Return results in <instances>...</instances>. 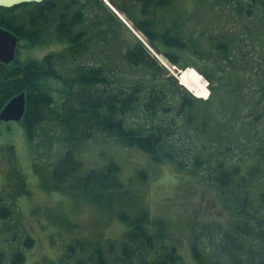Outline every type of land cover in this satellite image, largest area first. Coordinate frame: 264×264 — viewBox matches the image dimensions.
<instances>
[{"label":"rangeland","instance_id":"rangeland-1","mask_svg":"<svg viewBox=\"0 0 264 264\" xmlns=\"http://www.w3.org/2000/svg\"><path fill=\"white\" fill-rule=\"evenodd\" d=\"M56 1L59 3L53 13L56 19L63 12L68 13L67 18L70 14L79 16L75 28L85 33L79 53L71 55L69 42L56 35V27H50L42 44L17 48L18 60L23 63L42 60L51 53H64L65 59L59 65L64 74L82 65L114 70L124 77L123 85L129 83V78L142 80L146 88L144 99L149 97L152 86H160L165 91L161 108L169 107V111L159 110L154 118L140 110L134 120L144 124L156 119L159 124L171 125L169 122L175 118L171 141L180 159L187 163L188 158L206 157L224 162L228 169L239 167L241 175L249 177L246 185L240 186L251 191L253 213L256 208L262 212L259 195L264 192V0L255 3L250 0H157L146 9L140 0H114L115 4L102 0L100 6L96 0H77L76 12L70 11L72 8L64 9L68 0ZM138 24L151 29L153 46L135 28ZM167 32L180 37L184 46L166 45ZM138 41L147 49V59L158 61L156 81L151 78L153 70L136 69L128 62L127 50ZM220 42L229 44L231 52H235L229 60L217 51ZM170 57L176 58L178 69L186 67L181 76L187 69L196 70L206 83L208 80L200 68L222 77L215 81V86L216 93L223 94L224 90L227 98L223 112L218 111L226 125L218 137L214 135L216 139L206 135L201 127L204 105L194 104L191 113L186 109L181 116L178 114L180 100L167 84L175 74ZM44 84L51 89L54 106L59 107L63 84L54 79H47ZM181 84L194 96L206 98L208 95L206 85V90L196 91L182 81ZM214 131L213 125L207 127L210 135ZM64 136L59 127L46 122L39 129L36 141H31L22 122H0V207L10 213L5 218L0 214V252L5 255L0 264H13L18 251L24 255L22 264H72L85 256L80 251L69 255L68 247L76 241L90 249L109 239H122L127 227L114 212L81 193L43 187V182L50 184L51 166L69 148ZM35 157L40 174L34 169ZM76 157L82 162L83 171L100 170L110 162L117 164L127 191L123 195L126 204L133 210H147L153 218L164 221L166 243L176 246L185 264H196L193 240L204 258L205 252L212 255L215 243L205 240V226L217 225L228 232L239 219L238 203L220 193L217 185L206 182L208 171L204 168L202 173L190 168L178 171L169 163H155L148 154L125 148L103 135L78 146ZM233 188L239 189L238 185ZM215 234L219 239V234ZM27 238L34 240L30 249L25 245Z\"/></svg>","mask_w":264,"mask_h":264},{"label":"trees","instance_id":"trees-1","mask_svg":"<svg viewBox=\"0 0 264 264\" xmlns=\"http://www.w3.org/2000/svg\"><path fill=\"white\" fill-rule=\"evenodd\" d=\"M68 1L66 10L78 4L77 0ZM110 1L114 4L113 0ZM140 1L144 3L145 9L157 2ZM250 1L255 3L258 0ZM96 2L97 6L102 4V0ZM29 6L23 4L9 9L0 8V28L12 32L18 38V46L27 49L42 44L44 34L50 28L26 27L28 23L26 11ZM120 10L125 12L122 8ZM76 17L79 20V16ZM71 22L77 24L78 21L72 19ZM135 28L146 35L150 44L153 43L154 35L149 27L138 24ZM55 33L59 38L69 42L68 50H71V55L79 53L83 45L84 31L78 32L75 27H56ZM164 43L170 46H184L180 37H174L168 32L164 35ZM216 47L218 52L228 57L226 60L235 53L231 52V46L227 43L220 42ZM156 51L159 53V50ZM147 55V49L140 41L126 53L132 67L153 70L151 78L156 81L158 61L147 59ZM170 58L174 65L179 64L176 58ZM63 59L64 53H51L42 60L22 63L16 58L8 65L0 63V111L15 96L25 93L26 111L21 122L27 130L29 139L36 141L41 126L50 122L65 133L64 141L69 145L51 166L50 184L43 182V187L60 192L81 193L99 206L114 212L127 227L120 241L109 239L92 247L93 249H89L81 241L70 245L69 255L77 251L85 253L84 257L76 259L72 264H185L176 246L166 243L164 221L153 218L147 210H133L126 204L123 195H127V191L117 164L110 162L103 169L83 171V164L76 157L77 147L98 135L113 138L125 148H135L144 152L155 163H169L178 171L190 168L202 173L204 168L208 171L205 172L206 182L217 185L220 193L238 203L236 212L239 219L232 231H223L217 225L205 226V240L215 243L212 255L205 252L204 258L196 241L193 240L192 252L196 264H264V192L259 195V207L262 212L256 208L253 213V203L249 199L251 191L248 187L240 186L244 185L249 177L241 175L239 167L228 169L224 162L211 161L206 157L188 158L187 163L180 159L176 145L171 141L173 132L171 128L175 118L173 122H169L171 125L159 124L156 119L153 121L149 119L144 124L134 120V116L140 110L142 113L148 112L154 118L157 117L159 110L169 111L167 109L169 107L161 108L165 91L160 86L159 88L152 86L149 97L144 99L146 88L142 80L129 78V83L123 85L124 77L118 76L114 70L107 73L109 71L102 67L87 68L82 65L72 73L64 74L59 69ZM199 70L209 82L210 96L207 100H202L199 96L196 98L184 89L175 77H170L167 84L170 91L180 100L178 111L180 116L186 109L191 113L194 104L205 106L201 127L206 135L216 139L214 135L218 137V132L226 125L224 117L220 118L218 111L223 112L227 98L224 90L223 94L216 93L218 87L215 86V81L222 77L218 74H209L200 68ZM47 79H54L63 84L61 89L63 99L60 106L57 105L59 107L54 106L55 99L51 89L44 84ZM148 79L150 80L149 77ZM189 120H193V115ZM209 125L214 126V134L210 135L207 132ZM211 138L209 139L212 140ZM34 169L40 174L36 157ZM234 185H238L239 189H234ZM0 214L5 218L10 213L0 207ZM215 233L219 234V239L215 238ZM33 242V239L27 238L26 247L32 248ZM21 252L15 253L13 264L24 262V255ZM4 256L0 252V259Z\"/></svg>","mask_w":264,"mask_h":264},{"label":"water","instance_id":"water-1","mask_svg":"<svg viewBox=\"0 0 264 264\" xmlns=\"http://www.w3.org/2000/svg\"><path fill=\"white\" fill-rule=\"evenodd\" d=\"M44 0H0V8H13L23 4L41 3ZM18 38L10 31L0 28V63L8 65L15 61L17 56ZM174 77L179 80L181 70L176 69ZM187 89V88H186ZM26 111V94L21 93L11 99L0 111V122H20Z\"/></svg>","mask_w":264,"mask_h":264},{"label":"flooded vegetation","instance_id":"flooded-vegetation-1","mask_svg":"<svg viewBox=\"0 0 264 264\" xmlns=\"http://www.w3.org/2000/svg\"><path fill=\"white\" fill-rule=\"evenodd\" d=\"M29 5L26 11L28 22L26 27H78L76 23L71 22L72 19L78 21V17L73 18V15L71 16L70 14L69 18H67L66 12H63L57 19L55 18V14L53 13L56 6L59 5L56 0H44L41 3H29ZM64 9H66V4L64 5ZM70 11L76 12V8L74 7Z\"/></svg>","mask_w":264,"mask_h":264},{"label":"bare ground","instance_id":"bare-ground-1","mask_svg":"<svg viewBox=\"0 0 264 264\" xmlns=\"http://www.w3.org/2000/svg\"><path fill=\"white\" fill-rule=\"evenodd\" d=\"M116 12L122 16V14H120L117 10H116ZM181 72H182V70H181ZM180 76L181 75H179V80H180ZM181 81L183 82V84L185 86H189V87L193 88V90H196V91L206 90V87L204 86V85H206V83L204 82V78L202 76H200V74H198L196 70L192 71L191 69H187L186 71H183L182 76H181ZM208 93H209V90H208ZM202 99H204V98H202Z\"/></svg>","mask_w":264,"mask_h":264}]
</instances>
